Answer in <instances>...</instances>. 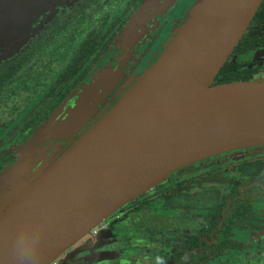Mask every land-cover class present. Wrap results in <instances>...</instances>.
Wrapping results in <instances>:
<instances>
[{"label": "water", "instance_id": "obj_1", "mask_svg": "<svg viewBox=\"0 0 264 264\" xmlns=\"http://www.w3.org/2000/svg\"><path fill=\"white\" fill-rule=\"evenodd\" d=\"M169 1L139 5L120 33L128 49L74 89L23 146L21 157L1 170V204L7 188L28 185L0 211V264H49L177 168L264 144V114L254 112L257 103L264 105V81L214 83L262 0H193L155 61L124 92L118 90L113 105L61 155L43 160L42 137L72 135L83 127L112 91L124 57L150 36ZM247 58H264V47ZM31 151L38 158L31 159Z\"/></svg>", "mask_w": 264, "mask_h": 264}, {"label": "flooded vegetation", "instance_id": "obj_2", "mask_svg": "<svg viewBox=\"0 0 264 264\" xmlns=\"http://www.w3.org/2000/svg\"><path fill=\"white\" fill-rule=\"evenodd\" d=\"M143 1L0 0V113L17 94L23 97V92L26 93L27 106H31L25 119L17 103L12 104L5 117L0 115V171L14 163L21 156L23 146L40 134L35 132L37 126L34 127L32 122L39 109L48 103L51 90L74 83L64 97L67 98L72 90L87 84L98 70L113 65L128 49L120 33ZM192 1L168 2L157 17L158 26L154 31L138 47L130 50L131 56L124 57L126 62L121 64L123 80L130 76L135 78L155 61ZM262 2L258 26L252 30L255 45L243 52L235 50V46L230 53L233 60L246 61L244 67L249 69V79L259 81H264V58L251 60L247 54L264 47V0ZM114 9L118 10L117 14ZM251 22L252 19L244 34ZM107 40L110 43L107 44L108 41L104 46L102 42ZM99 42L102 47L98 46ZM27 57L29 60L24 63ZM69 68L74 70L72 74ZM61 74L73 76L61 83ZM117 91V87L114 88L97 106L95 116L89 121L94 120L88 122L87 127L112 106V97ZM13 115L16 117L14 123L20 122L19 128L7 126ZM84 131L85 127L75 138L60 139L58 148L47 147L51 154L43 160L52 162ZM262 151L264 144L250 145L215 153L177 168L164 181L119 206L50 263L154 264L152 257L168 249L170 256L155 264H183L188 260L194 264H208L215 259L227 264L231 250L241 251L247 246L246 241L235 238L232 227L235 220L248 211L244 208L235 217L233 214L246 202L242 199L249 187L264 186V179H258L264 171ZM228 169L238 173L239 190L237 194L226 196L206 177ZM236 203L239 204L235 207ZM162 233L170 239L169 242L153 238V235ZM231 242L241 244L232 246ZM219 245L218 249L223 252L214 256L215 247ZM181 251L184 254L178 259Z\"/></svg>", "mask_w": 264, "mask_h": 264}, {"label": "rangeland", "instance_id": "obj_3", "mask_svg": "<svg viewBox=\"0 0 264 264\" xmlns=\"http://www.w3.org/2000/svg\"><path fill=\"white\" fill-rule=\"evenodd\" d=\"M117 13H118V10L114 9V14H117ZM154 44H152V47L154 46ZM116 62L117 61H115L113 63V65ZM141 65H143V64H141ZM109 66H112V65H109ZM109 66H106V67H109ZM106 67H104L103 69H105ZM103 69H101V70H103ZM142 73H140V74H142ZM139 75H137L135 78L133 76H130V77H127L126 79L123 80L124 75L122 72H120L119 76H118V80H117V78H115L113 80L112 90L117 87V90H119V92H121V93L124 92V90L127 89L128 85L130 83H132V81L137 80L136 78ZM127 81H128V84L126 83ZM125 84L127 86H125ZM22 94H23V97L20 96V94H17L13 100L8 101L7 106L3 107L1 110L0 115L2 117H5L9 113L10 107L12 106L13 103H17L21 106L23 119H25L27 117L26 115L30 111L31 106H27L28 102L26 101V96H25L26 93L23 92ZM32 99H33L32 101H34V98H32ZM14 111H13V113H14ZM93 116H95V114ZM93 116H91V118ZM96 117H97V115H96ZM15 119H16V117L14 115H13V117H10L9 120L7 121V126H10L12 129H13V127L19 128L20 124H18V123H20V122L14 123ZM93 120L94 119H92L91 121H88V122H92ZM88 122H85L83 127H81L78 131L74 132V134H72V135H71V133H69V134L60 133V134H46L45 136H43L42 137L43 138L42 144L46 148H43V151H41L42 157L44 159H46L48 157L50 148H47V147L54 146L53 148H58V145H59L58 142L60 141V139L66 140L69 137L75 138L79 134V132L82 131V128L87 127L86 124ZM260 154L264 155V151H262ZM29 155H31V157H30L31 159L33 157H34V159L38 158L36 151H31V153H29ZM37 162L38 161L34 162V164L37 165L38 164ZM48 164L49 163H46L45 167ZM8 165H10V164H8ZM31 165L33 166V163ZM7 166H5V167H7ZM0 173H1V171H0ZM238 176H239L238 173L235 172L234 169H228L224 172L222 171L220 173H216L215 176H208L206 178H207L208 182H210L212 185L218 186V188L224 192V195L228 196V195H233V194L238 193V190H239V188L237 186ZM166 177L163 178L162 180L158 181L156 184L167 179ZM258 179H260V180L264 179V171L262 172V174L259 176ZM27 185L28 184L26 182L23 185H20V186L18 185V187H16V188L14 187L13 189L7 188L2 194L3 203L2 204L0 203V211L3 210L9 203H11L18 196V194L22 190H24V188ZM145 191L146 190L142 191L141 193H143ZM141 193H139V194H141ZM247 199H248L249 204H250V211L246 212L245 215L237 218L235 220L236 223L232 227V229L234 231L235 238L246 241L247 246L245 249H243L241 251L231 250L230 254L231 253H235V254L242 253V255L245 257V259L248 261L253 257H264V186L263 187H258V186L249 187L247 189V191L245 193V197L242 199V201H245ZM0 201H1V199H0ZM238 204L239 203H236L235 207ZM232 211H233V209L230 210L231 213H232ZM251 225H253V227H249ZM261 225H262V227H261ZM245 229H246V231H245ZM85 234H84V237H85ZM153 238H155V239H167V241L170 240L164 233H162V235L155 234V235H153ZM73 244H71L69 247H67V249L63 253H60L56 257V259L60 258L66 251H68L70 248H72ZM145 244H147V243H145ZM168 247H169V245H168ZM169 256H170V253H169L168 249H166L165 251H162L161 253L155 254L152 257L153 263L155 264V263L161 262V261L167 259ZM217 260L218 259H215L214 261H212L208 264H222V263H218Z\"/></svg>", "mask_w": 264, "mask_h": 264}, {"label": "trees", "instance_id": "obj_4", "mask_svg": "<svg viewBox=\"0 0 264 264\" xmlns=\"http://www.w3.org/2000/svg\"><path fill=\"white\" fill-rule=\"evenodd\" d=\"M263 8V2L261 3V5L258 7V9L256 10L253 18H252V22H251V27L247 30V32L243 35V37L239 40L238 44L235 47V50H239L240 52H243L251 47H253L255 45V42L253 40V38L255 37L254 33L252 30L255 29V25L258 26V22H257V17L260 14L261 10ZM107 41H103V45L105 46V44L108 42ZM102 43L99 42L98 46L102 47ZM110 41L107 43L109 44ZM106 44V45H107ZM129 56V55H128ZM131 56V54H130ZM29 60V57H27V59L25 61H23L24 63L26 61ZM126 62V61H125ZM246 61L243 62H238L233 60L232 58V54L228 56L227 60L225 61V63L223 64V66L221 67V69L219 70V72L216 74L215 76V83L222 81V82H228V81H237V80H251L249 79V69L244 67ZM73 69L69 68V72L72 74L73 73ZM73 75L71 76H66V75H62L61 74V79L60 82L62 83L63 81H67L70 80L72 78ZM82 77V74H80V78ZM69 78V79H68ZM78 80V78L76 79ZM74 86V83H72L70 86L65 87L64 84H62L60 87H58L57 89L51 90L50 93V98L49 101L46 105H44L41 109H39L38 111V116L36 118L35 121L32 122V125L35 127L37 126L35 129V132H39L40 131V126L45 123L51 116V114L56 110V108L62 103L60 102L62 99L64 100L66 97V95L68 94V92L70 91V89H72V87ZM73 91V90H72ZM71 91V92H72ZM111 92H109L108 94H111ZM104 97L103 100H101V102L99 104H96V110L92 113L91 116L94 115V113L97 111L98 109V105H100L101 103H103L105 101V99L107 98V95ZM118 93H114L113 97H112V101L114 103V101L116 100V95ZM62 100V101H63ZM58 105L55 109L54 106ZM113 105V104H112ZM51 111V112H50ZM50 112V114L48 115V113ZM104 113V112H103ZM102 113V114H103ZM100 114L97 119L102 115ZM48 117L41 121V118L43 116H47ZM91 116L86 120V122H88L91 118ZM96 119V120H97ZM41 121V122H40ZM40 122V123H39ZM93 123H91L92 125ZM90 126V125H89ZM88 128V127H87ZM85 128V130L87 129ZM254 145H261V144H254ZM253 146V145H251ZM245 147H249V146H245ZM245 147H240V148H245ZM235 149V148H233ZM52 157V156H51ZM55 158V157H54ZM247 166H250L252 164H246ZM244 205V207L242 209H240V207ZM241 206H238L235 210V213L233 214V216L235 217L236 215H238L244 208L245 211H249L250 210V204L249 201L246 200V202L244 204H242ZM241 243L239 242H231L232 246H237L240 245ZM221 245L216 246L215 250L213 252L214 256L215 255H220L223 250L218 249L220 248ZM182 254H184L183 251L178 253V259H180V257L182 256ZM183 264H194V261H186ZM227 264H264V257H253L250 260H246L245 257L242 255V253H231L230 257H229V261L227 262Z\"/></svg>", "mask_w": 264, "mask_h": 264}, {"label": "bare ground", "instance_id": "obj_5", "mask_svg": "<svg viewBox=\"0 0 264 264\" xmlns=\"http://www.w3.org/2000/svg\"><path fill=\"white\" fill-rule=\"evenodd\" d=\"M258 105H260V106H258L257 107V112L256 111H254L256 114L255 115H262V114H264V113H261L263 110H264V105H262V104H260V103H257ZM250 114H252V113H250Z\"/></svg>", "mask_w": 264, "mask_h": 264}, {"label": "built area", "instance_id": "obj_6", "mask_svg": "<svg viewBox=\"0 0 264 264\" xmlns=\"http://www.w3.org/2000/svg\"><path fill=\"white\" fill-rule=\"evenodd\" d=\"M49 264H51V263H49Z\"/></svg>", "mask_w": 264, "mask_h": 264}]
</instances>
